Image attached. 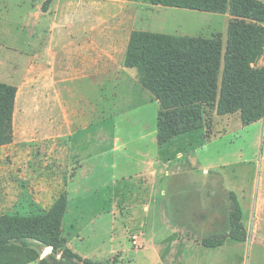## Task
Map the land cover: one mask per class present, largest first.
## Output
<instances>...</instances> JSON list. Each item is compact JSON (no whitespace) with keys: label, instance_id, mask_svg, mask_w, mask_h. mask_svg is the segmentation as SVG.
I'll use <instances>...</instances> for the list:
<instances>
[{"label":"rangeland","instance_id":"obj_1","mask_svg":"<svg viewBox=\"0 0 264 264\" xmlns=\"http://www.w3.org/2000/svg\"><path fill=\"white\" fill-rule=\"evenodd\" d=\"M34 3L35 0H0V54L2 51L12 53L10 48L18 36L23 48L31 47L27 42L33 40L34 32L40 31L26 25V22L32 21ZM155 14L159 20L154 21L156 26L153 32L189 33L207 38L221 34L226 46L231 18L229 12L223 14L159 6ZM0 72V81L3 82L6 79L2 73L7 71L1 63ZM32 93L27 89L20 91L15 113L17 129L23 125L22 117L28 103L33 101ZM120 94L122 100L123 93ZM92 96L95 99L99 97ZM120 99L110 101L118 102ZM139 100L146 101L141 95ZM157 104V100L153 103L147 101L143 110L134 107L127 109L134 122L138 117L144 119L147 123L145 128L141 123H125L121 107L117 109L120 115L118 123L107 124L108 132L118 134L122 139H112L107 155L101 157L100 162L106 165L105 170L102 172L98 169L95 175L86 179L85 187L91 186L92 194L85 200L83 189L75 202L68 201L72 210L70 214H65L61 230L66 242L57 258L62 259L64 264H82L70 256L62 258V250L69 247L83 259H90L97 264H264V203L259 201L260 196L264 197V122L243 126L239 112L218 116L207 108L202 128L180 134L161 147L157 142V112L160 108ZM29 126L33 134L37 128ZM97 127L98 124L94 123L91 129L97 132ZM31 145L32 156L27 174L19 177L23 170L19 167L18 172H11L12 175L5 178L7 187L11 186L10 190L17 195L25 189L31 203H5L3 193L6 187L2 186L0 215L9 213L27 216L46 211L32 199L40 193L34 183L42 176L39 172L43 168L47 167L49 177L55 173L51 172V164H45L49 156L44 161L42 159L43 146H38L35 141ZM140 152L158 153L161 159L170 154L173 159L171 168L176 164L185 166L187 157L194 158L195 164L188 163L192 164L191 169L179 173L175 179L172 177L173 185L170 178L163 184L159 181L149 198L150 203L145 197V193L151 189V186L146 185L149 181L147 166L135 163L139 160ZM179 152L182 155L177 158ZM39 156L41 162L38 161ZM97 160H91L90 166L98 164ZM141 173L147 175L141 177L138 175ZM114 176L116 178L112 179ZM110 179L114 182L119 179L116 187ZM2 181L4 179L0 178V183ZM106 181V187L102 186ZM139 182L138 191L142 198L137 203L125 202L130 197L129 191L132 194L137 191L136 183ZM121 186L125 192L124 201L112 202L111 198H107L110 190H118ZM163 187L167 192L165 196L161 195ZM241 187L243 189H237ZM231 191L237 193L242 208V220L247 230V238L243 241L233 239L230 235L234 215ZM69 235L72 236L68 242ZM220 239L226 241L223 246H202L203 240L213 242ZM28 241L41 257L52 253V247L46 251L48 246L30 239Z\"/></svg>","mask_w":264,"mask_h":264},{"label":"crops","instance_id":"obj_2","mask_svg":"<svg viewBox=\"0 0 264 264\" xmlns=\"http://www.w3.org/2000/svg\"><path fill=\"white\" fill-rule=\"evenodd\" d=\"M159 6L161 5H154L148 0H35L32 21L26 22V25L40 31L34 32L33 40L27 42L31 47L23 48L18 36L17 44L13 43L10 48L13 52L2 51L0 54L1 66L7 71L2 73L6 79L3 82L17 87L14 139L11 143L0 146V178L4 179L0 187H6L3 193L5 203H31L25 189L17 195L10 190L11 186L7 187L5 178L10 177L11 172H18L19 167L23 168L19 177L27 174L32 142L43 146L42 159L44 161L49 156L45 164H51V172L55 173L53 177H49L47 167L43 168L39 172L42 176L40 174L41 177L34 183L39 187L36 189L40 193L32 199L48 210L63 192L68 194V201L71 203L75 202L83 189L85 200L92 194L91 186L85 187L88 181L86 179L95 175L98 169L102 172L105 170L106 165L100 162L101 157L107 155L112 139H122L118 134L108 132L106 127L110 122L115 125L118 123L119 107L123 111L125 123H141L145 128L147 123L144 119L138 117L134 122L127 109L134 107L136 110H143L147 101L153 103L156 98L140 83L138 69L126 67L124 59L133 30L154 31V21L159 20L155 14ZM179 35L192 36L189 33ZM258 65H264V56ZM21 89H27L31 93L33 91V101L30 99L27 102L28 108L21 121L23 125L17 129L15 113ZM93 94L99 97L95 99ZM140 95L146 99L145 103L141 102L143 98L139 100ZM111 99H120L118 102L121 103L118 105V102H111ZM263 118L259 121L264 122ZM94 123L98 124L97 132L91 129ZM29 125L37 128L33 134ZM175 137L164 145L172 142ZM190 154L192 155V151ZM180 155L182 153L179 152L177 158ZM138 157L139 163H135L147 166L149 181L146 185L151 186L152 190H148L145 197L150 203L149 198L154 194L159 181L163 184L168 178L175 179L179 173L191 169L192 164L188 163L195 164L194 158L192 160L187 157L188 163H184L185 166L176 164L171 168L173 159L170 154L161 159L158 153L140 152ZM93 159H98V164L90 166ZM38 161L41 162L40 156ZM203 170L208 172L207 169ZM147 174L138 175L142 177ZM114 178L116 176L112 179ZM118 181L119 179L115 182L111 180L115 187ZM106 184L107 181L102 186L106 187ZM139 184L140 182L136 183L137 191L134 194L129 191L130 197L125 202L137 203L142 198L138 191ZM124 193L121 186L118 190H110L107 198H111L112 202L124 201ZM166 194L163 187L161 195ZM259 201L264 203V197L260 196ZM71 210L68 206L66 215ZM72 228L74 229V224ZM71 236H68V242Z\"/></svg>","mask_w":264,"mask_h":264},{"label":"trees","instance_id":"obj_3","mask_svg":"<svg viewBox=\"0 0 264 264\" xmlns=\"http://www.w3.org/2000/svg\"><path fill=\"white\" fill-rule=\"evenodd\" d=\"M154 5L228 13L231 18L227 42L221 34L197 37L133 30L124 65L137 68L140 83L149 89L160 108L157 117L159 145L174 136L202 128L206 109L218 115L239 112L243 125L264 117V1L262 0H148ZM17 87L0 81V146L14 139ZM234 211L231 237L246 240L240 202L230 192ZM68 207L63 192L46 211L23 216L0 215V264H64L57 258L65 239L62 223ZM38 241L52 253L41 257L28 240ZM224 239L203 240L205 247H218ZM83 259L69 247L62 258Z\"/></svg>","mask_w":264,"mask_h":264}]
</instances>
